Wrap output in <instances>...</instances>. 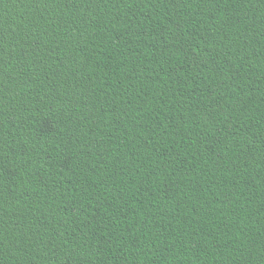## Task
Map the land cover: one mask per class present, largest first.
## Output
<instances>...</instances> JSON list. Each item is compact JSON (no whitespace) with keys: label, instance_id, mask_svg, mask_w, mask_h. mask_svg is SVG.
Returning <instances> with one entry per match:
<instances>
[{"label":"trees","instance_id":"obj_1","mask_svg":"<svg viewBox=\"0 0 264 264\" xmlns=\"http://www.w3.org/2000/svg\"><path fill=\"white\" fill-rule=\"evenodd\" d=\"M0 264H264V0H0Z\"/></svg>","mask_w":264,"mask_h":264}]
</instances>
